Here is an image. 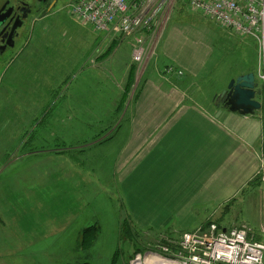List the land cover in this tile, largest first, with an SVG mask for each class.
<instances>
[{"label":"rangeland","instance_id":"1","mask_svg":"<svg viewBox=\"0 0 264 264\" xmlns=\"http://www.w3.org/2000/svg\"><path fill=\"white\" fill-rule=\"evenodd\" d=\"M72 1L31 22L13 56L0 62L3 243L19 264L161 260L159 248L173 250L190 227L156 221L149 195L137 200L128 190L134 161L126 165L120 156L145 73L167 75L187 102L211 113L223 109L216 99L232 79L252 73L264 113V53L254 39L230 33L182 0H166L144 40L148 55L136 64L133 38L92 32L70 14ZM185 61L193 64L186 69ZM125 165L131 175L121 176ZM245 188V201H229L213 217L228 229L246 227L252 241L264 243V170ZM88 227L95 228L87 235Z\"/></svg>","mask_w":264,"mask_h":264},{"label":"crops","instance_id":"2","mask_svg":"<svg viewBox=\"0 0 264 264\" xmlns=\"http://www.w3.org/2000/svg\"><path fill=\"white\" fill-rule=\"evenodd\" d=\"M129 42L132 47L133 41ZM190 63L185 61L183 66L187 69ZM200 67L193 75L199 76ZM165 76L154 69L146 71L135 103L131 134L120 154L128 158L126 165L134 161L128 190L137 200H148L149 195L150 206L157 209V222L191 228L184 232L216 222L219 228L228 229L213 214L221 213L217 209L229 201L236 206L245 201L241 192L264 170V113L246 117L224 107H215L211 113L204 104L187 102ZM173 76L169 77L177 78ZM92 99L86 98V103ZM126 165L119 175L128 174ZM200 219L204 220L199 223ZM3 240L0 230V264L21 263L7 253Z\"/></svg>","mask_w":264,"mask_h":264},{"label":"built area","instance_id":"3","mask_svg":"<svg viewBox=\"0 0 264 264\" xmlns=\"http://www.w3.org/2000/svg\"><path fill=\"white\" fill-rule=\"evenodd\" d=\"M165 1L75 0L69 4V8L70 14L92 32L112 33L123 39L133 38V60L141 64L148 55L144 40L153 34ZM182 2L191 11L230 33L254 39L264 53V0ZM175 245V250L163 246L159 248L161 253L155 255L169 264H264V243L252 241L246 227L223 232L211 223L185 232Z\"/></svg>","mask_w":264,"mask_h":264},{"label":"flooded vegetation","instance_id":"4","mask_svg":"<svg viewBox=\"0 0 264 264\" xmlns=\"http://www.w3.org/2000/svg\"><path fill=\"white\" fill-rule=\"evenodd\" d=\"M66 0H0V62L12 57L31 22L40 20Z\"/></svg>","mask_w":264,"mask_h":264},{"label":"water","instance_id":"5","mask_svg":"<svg viewBox=\"0 0 264 264\" xmlns=\"http://www.w3.org/2000/svg\"><path fill=\"white\" fill-rule=\"evenodd\" d=\"M255 82V76L250 73L230 81L227 90L223 91L216 99L231 113L242 116H253L261 109L256 96L260 95ZM225 232V230H223Z\"/></svg>","mask_w":264,"mask_h":264},{"label":"bare ground","instance_id":"6","mask_svg":"<svg viewBox=\"0 0 264 264\" xmlns=\"http://www.w3.org/2000/svg\"><path fill=\"white\" fill-rule=\"evenodd\" d=\"M146 261H147L146 264H165V263H167L166 261H163V260H154V259H151V258L147 259ZM199 264H209V263L201 262Z\"/></svg>","mask_w":264,"mask_h":264},{"label":"trees","instance_id":"7","mask_svg":"<svg viewBox=\"0 0 264 264\" xmlns=\"http://www.w3.org/2000/svg\"><path fill=\"white\" fill-rule=\"evenodd\" d=\"M255 82H256V78H255ZM209 225V224H208ZM94 228L95 227H92V228H89L88 227V229H86V234L88 235V234H91L92 232H93V230H94ZM129 229H126V231H128ZM173 248V247H172ZM173 250H175V248H173ZM116 264V258H114V260H113V264Z\"/></svg>","mask_w":264,"mask_h":264}]
</instances>
